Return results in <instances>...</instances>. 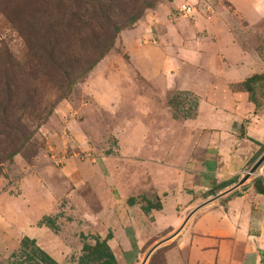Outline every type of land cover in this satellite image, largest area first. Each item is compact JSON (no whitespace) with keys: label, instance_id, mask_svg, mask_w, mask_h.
<instances>
[{"label":"crops","instance_id":"obj_1","mask_svg":"<svg viewBox=\"0 0 264 264\" xmlns=\"http://www.w3.org/2000/svg\"><path fill=\"white\" fill-rule=\"evenodd\" d=\"M221 1L229 6L218 11H228L234 23H224L217 11L187 26L153 25L148 38L155 45L141 49L131 43L142 38L145 24L124 34L129 63L149 70H139L141 106L150 99L162 108L159 100L171 91L195 97L191 115L181 121L166 117L177 133L163 123L169 134L161 137L155 113L139 130L127 129V144L111 164L67 162L57 168L40 153L31 167L16 163L9 179L0 177V264L7 263L24 236L57 264H67L62 255L68 241L60 231L68 212L89 225L86 234L111 235L107 246L117 264L121 250L142 256L144 247L158 240L164 264H264V195L254 190L255 180L264 186V163L258 177L238 185L264 148V103L250 102L242 87L246 79L264 73V0ZM150 48L160 55L149 56ZM104 65V60L99 63ZM189 68L205 73L206 97L195 85L180 82V73ZM70 126L65 120L64 127ZM145 200L160 209L144 214ZM17 205L24 209L20 222L13 209ZM43 217L55 219L60 231L39 226Z\"/></svg>","mask_w":264,"mask_h":264},{"label":"rangeland","instance_id":"obj_2","mask_svg":"<svg viewBox=\"0 0 264 264\" xmlns=\"http://www.w3.org/2000/svg\"><path fill=\"white\" fill-rule=\"evenodd\" d=\"M65 4V0H0V94H5L7 90L13 100L8 108L10 110L9 118L7 121L0 122V152L8 154L10 150L12 151V147H5L7 140L4 134L6 132L11 134L15 131L12 129L23 125L29 131L27 135H31L30 141L22 147L12 163L5 162L3 164L0 177L4 176L9 179V174L12 173V168L16 163L24 168L31 167L40 153L46 154L49 162L57 168L63 167L67 162L69 164L81 162L94 165L110 162L109 164H111L114 161L113 157L119 155L117 150L120 149V146L123 147L127 144L125 142L126 135L124 136L127 129L133 132L136 128L139 130L141 126L147 125L146 122L153 118L155 113L158 117L160 116L157 121H160L161 124V128H158L161 131L159 134L161 137L169 134L166 126L175 128L177 133V126L169 119L174 118V120L181 121L184 117L191 115L195 97L191 94L171 91L159 100L162 108H159L158 103L150 99L146 101L148 104L145 103L144 106H141L139 101L141 93L139 94L137 91L144 83L140 79L139 70L143 73H148L149 70L144 65H141L142 70L129 63L123 45L124 34L126 31L145 24L142 38L133 41L131 45L138 49H141V46L147 47L149 44L154 47L156 40L148 38V35L154 33L153 25H171L177 22L180 26H187L188 22L193 23L195 19L200 20L214 16L219 8L229 6L227 2L221 0L159 1L154 9L146 10L143 13L141 19L134 26L122 30L116 36L113 47L101 60H104L105 65L99 66L100 61L63 98L64 92L58 91L62 86L61 80H63L60 77L61 70L58 71V76L53 77L55 73L41 52L45 53L49 46H52L51 29L53 27L61 37L64 47V24L67 18ZM182 5L194 8V13L190 17L180 16L177 9ZM155 12L156 18L152 16ZM219 15L224 23L232 24L236 20L225 9L218 11ZM215 16L213 24L218 26L221 21L217 15ZM93 27L97 29L95 25ZM103 28L106 26L104 25ZM77 44L76 53L70 58L73 61L72 65L75 66L78 65L76 61L82 60L83 52L80 44ZM147 53L154 59L160 55L155 48H150ZM136 55L139 57L140 54ZM94 56L96 53L91 55V57ZM58 62L62 63V58H59ZM66 65L67 62L63 68ZM179 79L189 87L195 85L202 97H206L203 88L204 82L207 81L205 73L201 74L196 69L189 68V70H183L180 73ZM157 84L161 88L159 82ZM146 86L149 85L146 84ZM158 91L160 93L159 89ZM26 92L32 96L31 102H26V99L20 96L17 99V93ZM255 102L258 105L264 103L263 91L256 92ZM158 110L159 112H156ZM65 120L71 121L69 128L64 127ZM14 134L17 135V133ZM8 139L13 140L12 136ZM64 152L66 153L63 154ZM63 155L65 160L60 164L56 163V160ZM44 160L46 163L45 157ZM93 160L94 163H91ZM249 170L243 173V177ZM258 171L259 169L247 181L256 178L255 175ZM13 209L17 211L16 221L20 222L24 211L23 207L17 205ZM70 210L72 211L73 208ZM67 214L65 222L61 224V231L56 226L57 232H62V237L68 241L66 253L62 256L67 264H82L80 262L82 246H78L77 243L80 242L82 245L85 242L93 245L94 235L86 234L91 232L90 229H87L89 225H83L73 213L68 212ZM32 218L31 216L30 220ZM82 232H85L86 235L83 236ZM81 236L85 237L84 241ZM44 242L47 243L46 240ZM126 242L132 245L133 240L127 238ZM159 242V240L156 243L151 241L150 246L148 244L142 250L144 251L142 256L133 254L134 249L128 254H124L121 250L122 254L116 256L120 264H164L163 249L156 247ZM22 261H24V256L16 258L10 256L6 264H18Z\"/></svg>","mask_w":264,"mask_h":264},{"label":"trees","instance_id":"obj_3","mask_svg":"<svg viewBox=\"0 0 264 264\" xmlns=\"http://www.w3.org/2000/svg\"><path fill=\"white\" fill-rule=\"evenodd\" d=\"M161 0H65L66 6V22L64 24L63 42L61 37L57 34L56 28L51 29V36L53 37L52 46L50 45L46 52H41L45 55L46 62L58 76V71L61 70L62 86L58 91H61L62 97H66L72 87L83 77H85L92 69L104 58V56L113 47L116 36L124 29L134 26L143 16L146 10L154 9L155 5ZM96 26L94 28L93 26ZM106 28H103V26ZM55 26V25H53ZM77 43L82 47V60L72 65V58L76 53ZM96 56L91 57L92 54ZM62 58V63L58 59ZM67 65L63 68V65ZM75 63V64H76ZM242 87L249 94V100L256 106L255 102L256 92L260 90L264 92V73L261 75H254L246 79L242 83ZM23 97L26 102L32 101L30 93H17L18 97ZM12 95L6 90L5 94H0V122L7 121L9 118V109L12 104ZM25 103V101H24ZM19 129V130H18ZM14 132L5 133V147H12V151L7 154L0 152V176L3 164H11L14 157L19 154L22 147L30 141L31 135L28 134L26 126L21 125ZM14 133H17L15 135ZM12 136L13 140L8 139ZM16 143V144H15ZM17 145H19L17 147ZM14 149V150H13ZM264 153V148L262 150ZM256 161V160H254ZM233 182L224 183L211 191L209 195H216L226 187L232 185ZM254 190L258 194L264 195V186L260 181H254ZM134 199L128 201V205H133ZM153 209H160L159 204H152V202L145 200L141 210L144 214H148ZM45 226L57 232L55 219L43 217L38 224ZM111 238L108 234L106 238L101 239L99 236H93V245L85 242L82 244V256L80 262L82 264H117L111 250L107 246V241ZM84 241L85 237L81 236ZM24 256V261L18 264H57L50 256L40 250L34 240L27 237H22L19 243V248L11 257L16 258Z\"/></svg>","mask_w":264,"mask_h":264},{"label":"built area","instance_id":"obj_4","mask_svg":"<svg viewBox=\"0 0 264 264\" xmlns=\"http://www.w3.org/2000/svg\"><path fill=\"white\" fill-rule=\"evenodd\" d=\"M194 8L190 7V6H187V5H182L180 6L178 9H177V12L180 16H184V17H189L191 16L193 13H194ZM66 152H64L63 154H65ZM65 160V156H60L59 159L56 160V163L60 164L62 163V161ZM249 173V172H248ZM247 173V174H248ZM255 174V173H254ZM253 174V175H254ZM257 175V174H256ZM255 177H258L256 176ZM252 176V175H251ZM262 179L264 180V177L261 175Z\"/></svg>","mask_w":264,"mask_h":264},{"label":"water","instance_id":"obj_5","mask_svg":"<svg viewBox=\"0 0 264 264\" xmlns=\"http://www.w3.org/2000/svg\"><path fill=\"white\" fill-rule=\"evenodd\" d=\"M264 163V153L263 155L255 162V164L253 165V167L249 170V173L246 174L238 183V185H242L243 183H245L251 175H253L260 167L261 165ZM218 197H214L213 200L217 199Z\"/></svg>","mask_w":264,"mask_h":264}]
</instances>
